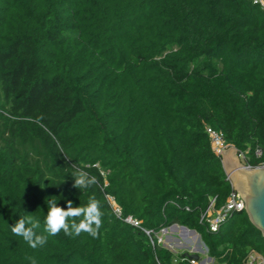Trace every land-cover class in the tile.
Segmentation results:
<instances>
[{
	"label": "trees",
	"instance_id": "1",
	"mask_svg": "<svg viewBox=\"0 0 264 264\" xmlns=\"http://www.w3.org/2000/svg\"><path fill=\"white\" fill-rule=\"evenodd\" d=\"M207 129L264 165L253 0H0V264H191L158 243L174 225L195 231L213 264L264 258L244 211L217 232L201 221L232 192ZM76 170L96 183L76 187ZM50 199L97 202V235L48 236ZM25 217L46 244L12 234Z\"/></svg>",
	"mask_w": 264,
	"mask_h": 264
},
{
	"label": "clouds",
	"instance_id": "2",
	"mask_svg": "<svg viewBox=\"0 0 264 264\" xmlns=\"http://www.w3.org/2000/svg\"><path fill=\"white\" fill-rule=\"evenodd\" d=\"M71 174L75 177V186L78 188H85L88 185L96 183L95 178L94 177L89 178L88 173L85 171L76 170ZM50 203L52 204V207L48 210L47 214L44 216V221H43L44 231L48 234V236H54L57 233H59L61 230L64 232L65 235H71V236H79L82 232L88 233L92 237H95L97 235L98 230L101 227V212L99 210L100 206L98 205L97 202H95L94 200H90L87 203V205L84 206L83 208L81 207L73 208L71 203L69 202V206L67 210H64L61 207H57L56 199H50ZM80 216H82L83 219L79 223L66 222V220H68L66 218L71 219L72 217H80ZM27 225H30V227ZM40 226L41 225L38 221H34L31 218L25 217V218H21L17 223H15L14 226H11V232L15 236L22 237L29 247L35 249L37 246H43L44 244L47 243L46 236L38 235L36 233V230L39 229ZM174 228L175 227L172 226L169 229L172 230ZM177 228L181 229L180 226H177ZM170 231L168 232V234L170 233ZM185 232L191 234L189 231H185ZM165 237L166 236H164L163 238ZM196 237H198L199 239L198 234L196 235ZM162 245L166 247L165 243ZM204 250L205 248H203V251ZM208 258H206V260Z\"/></svg>",
	"mask_w": 264,
	"mask_h": 264
},
{
	"label": "water",
	"instance_id": "3",
	"mask_svg": "<svg viewBox=\"0 0 264 264\" xmlns=\"http://www.w3.org/2000/svg\"><path fill=\"white\" fill-rule=\"evenodd\" d=\"M220 156L224 172L233 187V191L239 193L245 204L244 212L252 225L261 232L264 238V167L255 169L244 168L234 147L223 150ZM174 227L177 228L176 225ZM181 229L189 231L195 236L197 235L195 231L188 230L185 227H181ZM199 241H201L200 236ZM203 246L205 247L204 243ZM205 251H208L206 247ZM182 257L188 260H201L197 253L185 252ZM208 260L212 261L211 258H208Z\"/></svg>",
	"mask_w": 264,
	"mask_h": 264
},
{
	"label": "built area",
	"instance_id": "4",
	"mask_svg": "<svg viewBox=\"0 0 264 264\" xmlns=\"http://www.w3.org/2000/svg\"><path fill=\"white\" fill-rule=\"evenodd\" d=\"M253 3L255 5H259L264 10V0H253ZM207 133H208L209 137L211 138L212 146H213L214 151L216 152L217 155L220 156V153L223 150L230 148L225 144L224 139L222 138V135L216 133L215 131H213L211 129H207ZM237 156L240 159L241 165L244 166V168H246V169H255V168H263L264 167V165L255 167V166H251L250 164H248L249 158L247 157L246 154H242V153H239L237 151ZM256 156L261 157V152H257ZM113 207L115 208L116 215L118 217H121L120 209L115 207V205H113ZM244 207H245V204H244L242 198L240 197L239 193H236L235 191H233V187H232V192L228 198L226 205L223 208H221L220 210L216 211L214 209V200L211 201L208 209L205 211V213L202 214L201 221L206 222V224L208 225L209 230L211 232H217L219 230L221 224L228 218L229 215H231V213L242 212L245 210ZM125 222L132 224L135 227H140V223L137 222L136 220H134L132 217H128L125 220ZM170 230L171 229L162 230L156 236L158 238L159 244L165 243V240H163V237L166 236ZM145 233L147 235H150V232L146 231ZM204 252L206 253V255L208 254V251L204 250ZM188 261L191 264H213V260L209 261L208 259L203 260V261L202 260H200V261L188 260ZM245 264H264V258L261 255L253 252L248 256Z\"/></svg>",
	"mask_w": 264,
	"mask_h": 264
},
{
	"label": "crops",
	"instance_id": "5",
	"mask_svg": "<svg viewBox=\"0 0 264 264\" xmlns=\"http://www.w3.org/2000/svg\"><path fill=\"white\" fill-rule=\"evenodd\" d=\"M177 232H180L181 234L185 235L186 237L185 238L186 240L184 239L186 241L185 245L182 244L183 238L180 237V235H176ZM173 235L177 237H173ZM165 246L172 252L179 253L181 255H183L185 252L195 254L199 251H202V249L204 248L203 245L200 244L198 237L192 234H188L185 231L181 230L180 228H174L170 231L168 235H166Z\"/></svg>",
	"mask_w": 264,
	"mask_h": 264
},
{
	"label": "rangeland",
	"instance_id": "6",
	"mask_svg": "<svg viewBox=\"0 0 264 264\" xmlns=\"http://www.w3.org/2000/svg\"><path fill=\"white\" fill-rule=\"evenodd\" d=\"M174 234H175V233H174ZM176 235H180V237L183 238L182 244L185 245V242H186V241H185V240H186V239H185V238H186L185 235L181 234L180 232H177ZM173 237H177V236L173 235ZM184 239H185V240H184ZM163 240H165V238H163ZM180 240H181V239H180ZM200 244L202 245L203 242L201 241ZM182 248H183V246H182ZM182 248H181V249H182ZM178 252H181V251H178ZM197 255H199V257H200L201 260H206V258H207V255H206V253L203 251V249H202V251L197 252Z\"/></svg>",
	"mask_w": 264,
	"mask_h": 264
},
{
	"label": "bare ground",
	"instance_id": "7",
	"mask_svg": "<svg viewBox=\"0 0 264 264\" xmlns=\"http://www.w3.org/2000/svg\"><path fill=\"white\" fill-rule=\"evenodd\" d=\"M186 231V230H185ZM188 233V232H187Z\"/></svg>",
	"mask_w": 264,
	"mask_h": 264
}]
</instances>
